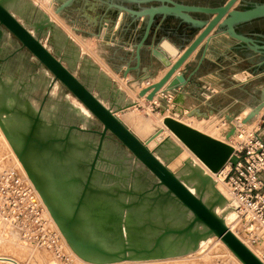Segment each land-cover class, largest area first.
Listing matches in <instances>:
<instances>
[{"label": "water", "instance_id": "obj_1", "mask_svg": "<svg viewBox=\"0 0 264 264\" xmlns=\"http://www.w3.org/2000/svg\"><path fill=\"white\" fill-rule=\"evenodd\" d=\"M21 1L0 0V41L7 33L13 38L11 43L15 42L18 55L23 57L21 51H27L42 68V73L29 74L26 79L13 75L10 84L3 79L0 65V130L72 251L93 264L157 260L196 251L201 240L214 236L220 238L242 264H263L214 211L216 205L228 203V199L215 189L211 176L193 166L190 160L178 170L189 168L190 173L176 174L170 170L167 164L182 151L181 147L171 136L164 135L162 128L141 141L117 116L131 106L139 108L138 102L130 99L119 102V96L125 99V94L113 80L98 72L90 58L82 55L87 70L93 73L85 74L81 68L83 63L78 67L74 64L79 50L73 40L64 36L49 15L29 1L26 9H20ZM78 1L52 0L57 3L54 13L60 15ZM100 1L106 12H115L112 24H119L124 16L132 24L141 23L139 40L133 45L135 64L127 65L123 78L133 74L130 83L140 79L141 53L147 46L153 58L168 68L158 82L138 92V97H145L148 102L154 100L168 81L164 93L187 86L190 80L179 69L213 30L214 36L226 35L242 48L264 56V42L237 31L241 25L264 19V1L226 0L217 6L190 5L175 0ZM29 8L38 11L37 19L29 18ZM169 19L183 26L184 33L198 31V34L189 42L184 37L188 44L177 46L182 53L175 62L165 64L160 56L171 58L155 47L156 43L147 45V41L157 20L162 23ZM55 35L64 43L63 50ZM65 49L74 54L70 56ZM206 50L207 45H204L201 62ZM43 70L51 77L46 91L38 88L35 93L30 92L29 80L33 76L47 77L42 75ZM148 79L143 76L142 82ZM13 83L17 85L14 90ZM55 84L58 92L69 94L80 103L89 117L68 108L69 102L65 100L58 101L59 108L51 111L53 118H47L45 105L51 101L50 92ZM256 90L257 103L237 120V127L249 124L264 109V80ZM29 95L40 99L37 109L31 105ZM183 101L184 93L177 91L167 108L173 117L194 115L192 110L183 107ZM228 121L232 123L233 118ZM162 124L210 172L216 174L227 163L235 165L237 162L233 148L226 142L172 117H165ZM235 130L236 126L232 125L225 140L230 139ZM153 140L156 146L150 150L148 144ZM122 150L141 167L127 165L118 154ZM156 153L162 154L163 161ZM189 181L193 182L195 193L188 188ZM208 189L212 192L205 202L203 193ZM174 220L179 222L176 224Z\"/></svg>", "mask_w": 264, "mask_h": 264}, {"label": "crops", "instance_id": "obj_2", "mask_svg": "<svg viewBox=\"0 0 264 264\" xmlns=\"http://www.w3.org/2000/svg\"><path fill=\"white\" fill-rule=\"evenodd\" d=\"M175 1L190 5L217 6L226 0ZM250 1L262 2L264 0ZM70 12L75 14L73 19H69L68 14ZM57 16L61 26L64 23L74 33L89 35L90 38H93L96 42L97 53L116 75L123 77L122 73L127 65L130 62H132V65L135 64L132 57L133 45L139 40L141 34L140 22L132 24L131 20L124 16L119 24H112L115 12H106L105 5L100 0H79ZM63 29L61 28V30ZM237 31L264 42V19L241 25L237 28ZM214 32L215 30L207 36L209 42H206V38L179 69V72L190 80L187 86L184 89H177L175 92L164 93L165 87L170 82L168 81L157 92L154 98L157 106L154 109L157 110V113H168L172 116L167 110L165 98L170 95L175 97L177 91H182L184 93L183 107L192 110L194 112L193 116L206 118L207 120L212 116H217L220 123L226 121L227 126L222 130L224 137L232 125L228 118H233L232 123L235 124L239 118L245 116V112H249L250 106L255 105L258 101L256 89H260L263 85L264 56L242 48L237 41L226 35L214 36ZM94 34H99L100 37L98 38ZM197 34L198 31L190 34L184 33V27L180 26L175 20L169 19L162 23L157 20L147 45L156 43L155 47L162 49L161 44L167 41L176 48L179 55L182 52H179L177 46L184 44L185 47ZM184 37L188 42H184ZM204 45H207V50L201 62L200 52ZM147 48L141 53L140 79L137 82L139 87L135 89L134 97V99L140 101H137L139 107H144L143 112L146 115H148L146 111H153V102L146 101L145 97H142L141 100L138 97V92L147 86V81L149 84L158 82L168 70L165 67L157 69L159 61L153 58ZM81 55L83 54L81 53ZM88 58L99 70L102 69L96 60L90 56ZM176 59H170L171 63L175 62ZM143 69H145V72H143ZM143 76H148L149 79L142 82ZM108 77L113 80L112 77ZM133 77V74H129L127 79L124 80L130 82L134 79ZM263 120L264 109L249 123V126H259ZM155 129L158 130L159 128Z\"/></svg>", "mask_w": 264, "mask_h": 264}, {"label": "built area", "instance_id": "obj_3", "mask_svg": "<svg viewBox=\"0 0 264 264\" xmlns=\"http://www.w3.org/2000/svg\"><path fill=\"white\" fill-rule=\"evenodd\" d=\"M146 84L150 85L148 81ZM173 98H165L167 108ZM232 125L236 130L230 145L237 162L227 163L214 174V181L222 184L228 203L233 204L237 233L247 245L259 246L264 244V122L249 131L237 127V123ZM0 223L24 242L45 251L51 263H76L35 187L17 166L0 172Z\"/></svg>", "mask_w": 264, "mask_h": 264}, {"label": "rangeland", "instance_id": "obj_4", "mask_svg": "<svg viewBox=\"0 0 264 264\" xmlns=\"http://www.w3.org/2000/svg\"><path fill=\"white\" fill-rule=\"evenodd\" d=\"M22 1H27V3L29 1V3H32V5L34 7L38 8L39 10H41L45 13H47L49 15L50 19L56 25V27L59 28L60 30H61V28H64L63 30H61V32L64 34V36H69L71 38V40H73L72 42L76 45L77 49L79 50V56L75 57L73 60L74 64L78 67L83 63V65H81V68H82V71L85 72V74L91 75L93 73H92V71L87 70L86 62L82 60V55H80V51L83 55L87 54L85 56L92 57L94 60H96L101 65L100 67L102 69H100L98 71L99 73H103L106 76H110L113 78V81L115 82L117 87L120 88V90L126 96L125 99H121L122 97L120 98V96H119V98H118V100H120L119 102L123 103L127 99L128 100L129 99L130 100H136V98L134 99L135 89H137L139 86L138 85H135L134 87L130 86L131 83L124 80L127 78H123L122 76L116 75L114 72H112V70L102 60L101 56H99V54L97 53L96 42L93 40V38H90L89 35L85 36V35H80V34L74 33L71 30V28L66 27L64 25V23H62V26H61V23L59 22V17L54 13V9H55V6L57 4L56 2H52V0H22ZM49 1H50V4H49ZM26 8L27 7H25L24 9H26ZM37 12L38 11H36L34 8H29V18H32L33 20L37 19L36 18ZM74 15H75L74 13L70 12L68 14L69 19H73ZM60 26H61V28H60ZM64 30H66V31H64ZM55 39L57 40L56 42H57L58 46L60 47V50H63L64 43H61V41L59 40L60 36L55 35ZM11 41H13V38L12 37L10 38L7 35V33H4L3 39L0 41V50H1L0 59L2 60V61H0V65H7L6 66L7 68L4 67L5 70H12L14 73V76L21 77L22 79H26L27 75H29V74H31V75L41 74L42 68H40L39 66L36 65L35 61L31 57H29V54L27 53V51H25V50L21 51V54H23V57L22 56L20 57L18 55L19 52L15 51V46H16L15 42H12L13 43L12 44ZM43 41L46 42L47 41L46 38H43ZM66 50L67 49H65V51ZM66 52L69 53L70 56H72L74 54L70 50L66 51ZM4 59H6V60L3 61ZM157 66H158L157 69H161L160 67H165L160 62ZM78 71L79 70H76V74L80 77V73ZM36 78H38V77H35L34 79H36ZM95 79H96V77H93V80H95ZM136 101H138V100H136ZM143 108L144 107L138 108V106H136L134 111L131 110V113H130V111H125V112H122L119 115V117L132 130H136V128L139 127L140 123L147 122V119H151V121L153 120L152 121L153 123H156L157 120L161 118V115H159V113H157V110L154 109L153 107H152V110H153L152 112H149V110L146 111L148 113V115H146L145 112H143ZM189 118H191V119H202V118H197L195 116H187V115H183L179 119L186 120ZM208 120H209V122L211 120V122L214 125L219 127V131H218L219 133L216 134V136L218 139L224 140L222 130L225 129V127L227 126L226 121H222V123H220L217 116H212ZM263 122H264V120H263ZM231 124H233V123H231ZM255 127H257V126L256 125H252V126L247 125L246 130L249 131L250 129L255 128ZM149 145H150L151 150L153 148H155V146H156L154 143H151ZM113 147H114V145H112V148ZM8 150L9 149L7 148V146L5 145V143L3 142V140L0 136V172L4 169L10 168V167H16V165H14L16 163L13 160V157L11 156V154L9 153ZM175 158H176V156L171 161H169V163L167 164L168 167L173 171L180 170V168L184 164V162H183L180 165L173 167L172 165H173V161ZM188 159L191 160L192 163H194L195 165L200 167V165L197 164L193 159L187 158V160ZM212 179L214 180V177ZM214 183H215V189H216V182L214 181ZM224 190H225V188H224ZM211 192H212V189L206 190L204 193L205 194L204 196L210 197ZM226 207L233 209L232 208L233 204L226 202L223 205H216L214 207V211L217 213V215L222 217L225 220L227 217V214H225V208ZM234 219H235V214H234V216L231 215L229 219L227 218V223L229 225L232 224L234 222ZM2 228H3V226L0 225V254L7 253L10 256H13V258L15 259L17 264H50L51 263V259L45 251L38 250V249L36 250V248L34 250L33 246L26 244V242L23 243L24 241L13 230H11L9 228L8 231L15 234V238H14L15 240H17L16 237L18 236L19 237L18 239H21V243L30 246L31 249H33V251L31 250L32 251L31 253H29L28 251L24 252V253H20L15 247H11L8 243H10L9 240H12V238L10 237V235H12V234L11 233L7 234V233L3 232ZM14 234L12 235L13 237H14ZM61 236H63V235L61 234ZM201 243H203V245H201ZM67 247H68V245H67ZM68 250L71 251L69 249V247H68ZM71 253L74 254L73 255L74 258L77 257V255L74 252H71ZM75 259H77L79 261L78 257ZM233 259L234 258H232L231 254L227 253L225 251V249L222 246H220L219 243H217L215 241L213 236H209L206 239H203L200 241L198 249L194 252H191V253H188L185 255H181V256H177V257H173V258H165L163 260L162 259L147 260L145 262H140L139 264H237ZM82 262H83V260H82ZM82 262L80 261L81 264H87L88 263L85 261L83 263ZM88 264H92V263H88ZM109 264H112V263H109ZM126 264H136V263H126Z\"/></svg>", "mask_w": 264, "mask_h": 264}, {"label": "bare ground", "instance_id": "obj_5", "mask_svg": "<svg viewBox=\"0 0 264 264\" xmlns=\"http://www.w3.org/2000/svg\"><path fill=\"white\" fill-rule=\"evenodd\" d=\"M49 4H50V1H49ZM28 6V3L27 1H22L20 2V4L18 5V7H20V9H24L25 7ZM161 48L162 50L171 58V59H176L178 58V51L176 50V48L174 46H172L169 42L167 41H164L162 44H161ZM162 61L167 64V63H171V60H168L167 58H165L164 56H160ZM7 65H2V70H3V79L6 81V82H9L11 84V80H12V77L14 75L13 71L12 70H5V68ZM167 68V67H165ZM42 75H46L47 77L45 76H36L38 78L34 79L35 77L33 76L31 78V76L29 77V79L31 78V80H29V91L30 92H36V89L38 88H41L44 91H46L49 83H50V75L45 71L43 70V74ZM138 82V81H137ZM137 82H133L131 83L130 86H135V85H138ZM17 87V85L15 83H13V85L11 86V88L14 90L15 88ZM50 100L51 101H48L45 105V108L47 110L46 112V115H47V118L51 119L53 118V114L51 113V111H56L58 108H59V104H58V101L61 102V101H65L67 100L69 102V106L68 108H70L71 110H74L75 112L79 113V114H82L85 116V118L89 117V112L80 104L78 103L73 97L69 96V94H66V93H63V92H58V85L55 84L53 85L52 87V90L50 92ZM141 99V98H140ZM143 99V98H142ZM141 99V100H142ZM29 101L31 103V105L37 109L38 106H39V101L40 99L39 98H35L31 95H29ZM128 101V99L126 100ZM125 101V102H126ZM154 101V100H153ZM139 102V100H138ZM136 108V105L135 106H131L127 109H124L122 112H125V111H130L131 113V110L134 111V109ZM69 109V110H70ZM122 112H119L117 113V116L119 117V115L122 113ZM248 112V111H247ZM247 112H245V114H247ZM261 113V112H260ZM160 114V113H159ZM161 115V118L157 120L156 123H153L151 121V119H147V122L145 123H140L139 124V127L136 128V130H132L128 125H126L119 117V119L141 140V141H145L147 140V138H149V136H151L155 131L156 129L155 128H162L164 130V135L166 136H171L172 139L181 147L182 151L180 154H178L176 156V158L174 159L173 161V167L175 166H178L180 165L181 163L185 162L187 160V158H191L193 159L197 164L200 165V167L206 172V174H208L209 176H211V178L214 177V173L210 172L181 142H179V140H177L175 137H173V135L163 126L162 124V121L165 117H172V118H175L177 120H179L180 122H182L183 124L195 129V130H198L204 134H207L217 140H221L223 142H226L227 144L230 145V139L228 140H225V138H223L224 140L222 139H218L216 137V134H218L219 132V127L214 125L211 120L209 122V120L207 119H186V120H181L179 119V117L183 116V115H187V116H193V115H188V114H183L181 116H179L178 118H176L175 116H170L168 115V113H162L160 114ZM242 118H239V120H241ZM207 120V121H206ZM247 125L249 124H245L243 125V129H247ZM0 136L3 140V142L5 143V145L7 146V148L9 149V153L11 154V156L13 157V160L15 161L16 165L23 173L24 175L28 178L27 174H26V171L24 170L23 168V165L21 164V162L19 161V159L17 158L16 154L14 153V150L12 149V147L10 146L8 140L5 138V136L3 135V133L1 132L0 130ZM151 143H154L156 145V142L153 140L151 141L149 144ZM148 144V148L150 149V145ZM232 146V145H230ZM154 149V148H153ZM152 149V150H153ZM151 150V149H150ZM120 157H124L125 161H126V164L129 165L130 167H133L134 165L138 166V167H141V165L137 162H135V160L132 158V156H129V154L125 151V150H122V152L118 153ZM157 157L160 158L162 161H163V156L162 154H159V153H156ZM189 160V159H188ZM169 163V162H168ZM190 163L193 165V166H196L198 167L197 165H195L194 163L191 162L190 160ZM169 168V167H168ZM170 169V168H169ZM171 170V169H170ZM181 170V168H180ZM173 171V170H172ZM175 172L176 174L177 173H181V174H188L190 173V169L189 168H186V169H183L181 172H179L178 170L177 171H173ZM29 179V178H28ZM30 180V179H29ZM188 188L193 192L195 193V190H194V187H193V182L192 181H189V183L187 184ZM221 186V187H220ZM218 189V190H217ZM216 190L218 192H220L223 196H226L225 194V190H224V187L222 186L221 183L219 182H216ZM205 193V192H204ZM203 193V200L205 202L209 201V198L208 196H204L205 194ZM39 195V194H38ZM40 197V195H39ZM46 208V206H45ZM46 211H47V214L50 216V218L52 219L50 213L48 212L47 208H46ZM234 210L231 209V208H225V214H227V217H226V220L224 219L225 221V224L227 225V227L261 260L263 261V256H264V250H263V245H259V246H249L246 244V242L244 241L243 237L241 235H239L237 233V230L234 226V222L232 224H228L227 223V218L229 219L231 215L234 216ZM217 214V213H216ZM54 222V221H53ZM179 221L178 220H174V223H178ZM55 224V223H54ZM3 226L2 228V231L7 233V234H10L11 232H9V227L4 225V224H0ZM56 226V224H55ZM57 227V226H56ZM235 228V229H234ZM58 229V227H57ZM12 230V229H11ZM14 231V230H13ZM59 231V230H58ZM15 232V231H14ZM60 232V231H59ZM16 233V232H15ZM12 235L14 233H11ZM17 234V233H16ZM10 235V237L12 238V240H9L10 243H8L11 247H15L20 253H24V252H29L31 253L33 251V249L35 250V248L31 249L30 246L28 245H25L23 243H21V239H18L19 237L17 236V240H15V234H14V237ZM18 235V234H17ZM63 239L65 240L64 242L68 245L69 249L71 250L70 252H73L72 249L70 248L69 244L67 243L66 239L64 238V236H62ZM209 237V236H208ZM214 237V236H213ZM207 238V237H206ZM204 238V239H206ZM215 241L217 243L220 244V246H222L225 251L229 254H231L232 258H234L233 260L237 263V264H242L235 256L234 254L227 248V246H225V244L221 241L220 238H217V237H214ZM27 244V243H26ZM201 245H203V243H201ZM32 250V251H31ZM37 250V249H36ZM192 252V251H191ZM191 252H188V253H191ZM194 252V251H193ZM187 253V254H188ZM74 255V254H72ZM185 255V254H184ZM76 256V255H75ZM78 257V256H77ZM75 257V258H77ZM79 261L76 259V263L75 264H81L80 261L82 262L81 258H79ZM163 260V259H162ZM84 262V261H83ZM82 262V263H83ZM86 262V261H85ZM140 262H145V261H124V262H118V263H112V264H126V263H136V264H139ZM90 263V262H88ZM87 263V264H88ZM0 264H17V262L15 261V259L13 258V256H10L9 254L5 253V254H0ZM52 264V263H50ZM93 264V263H92ZM109 264V263H108Z\"/></svg>", "mask_w": 264, "mask_h": 264}]
</instances>
